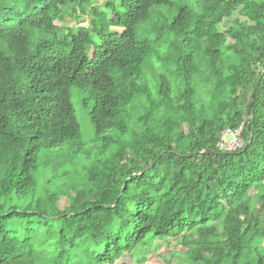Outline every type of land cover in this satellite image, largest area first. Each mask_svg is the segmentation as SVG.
Here are the masks:
<instances>
[{
	"label": "trees",
	"instance_id": "1",
	"mask_svg": "<svg viewBox=\"0 0 264 264\" xmlns=\"http://www.w3.org/2000/svg\"><path fill=\"white\" fill-rule=\"evenodd\" d=\"M95 1L0 0V264H264V0Z\"/></svg>",
	"mask_w": 264,
	"mask_h": 264
},
{
	"label": "rangeland",
	"instance_id": "2",
	"mask_svg": "<svg viewBox=\"0 0 264 264\" xmlns=\"http://www.w3.org/2000/svg\"><path fill=\"white\" fill-rule=\"evenodd\" d=\"M104 3V0H98V3L95 1L89 8L87 16H85L87 20L92 17H97L99 15V9L96 7H101ZM71 95L75 118L79 125V134L75 139L81 141L82 144H86L93 135V129L88 118V112L91 107L88 106L87 110L82 107L85 95L78 92L77 89H72ZM181 251V247L175 240L168 239L160 243L153 242L147 250L137 249L131 255L119 259L115 264H178L183 259Z\"/></svg>",
	"mask_w": 264,
	"mask_h": 264
},
{
	"label": "built area",
	"instance_id": "3",
	"mask_svg": "<svg viewBox=\"0 0 264 264\" xmlns=\"http://www.w3.org/2000/svg\"><path fill=\"white\" fill-rule=\"evenodd\" d=\"M244 130L243 124L234 130L226 129L219 135L216 147L221 153H232L244 148V140L242 133Z\"/></svg>",
	"mask_w": 264,
	"mask_h": 264
},
{
	"label": "water",
	"instance_id": "4",
	"mask_svg": "<svg viewBox=\"0 0 264 264\" xmlns=\"http://www.w3.org/2000/svg\"><path fill=\"white\" fill-rule=\"evenodd\" d=\"M263 72H264V70H263ZM263 72H262V74H263ZM262 74H261V76L259 77V79H258V81H257V83H256V85H255L254 91L252 92L251 97H250V100H249V103H248V107H247V110H246V117H247V120H248V117H249L250 108H251V104H252V101H253L254 96H255L256 89H257L258 84H259V82H260V80H261V78H262Z\"/></svg>",
	"mask_w": 264,
	"mask_h": 264
}]
</instances>
